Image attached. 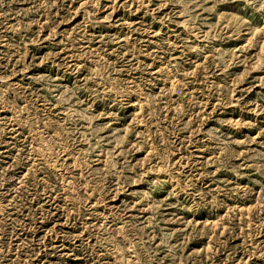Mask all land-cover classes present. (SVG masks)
<instances>
[{
    "label": "rangeland",
    "instance_id": "rangeland-1",
    "mask_svg": "<svg viewBox=\"0 0 264 264\" xmlns=\"http://www.w3.org/2000/svg\"><path fill=\"white\" fill-rule=\"evenodd\" d=\"M0 264H264V0H0Z\"/></svg>",
    "mask_w": 264,
    "mask_h": 264
}]
</instances>
